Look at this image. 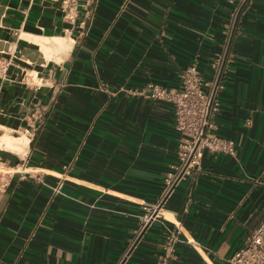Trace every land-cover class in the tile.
I'll return each instance as SVG.
<instances>
[{
	"label": "crops",
	"instance_id": "obj_1",
	"mask_svg": "<svg viewBox=\"0 0 264 264\" xmlns=\"http://www.w3.org/2000/svg\"><path fill=\"white\" fill-rule=\"evenodd\" d=\"M85 9L72 26L60 0H0V138L26 140L0 147V165L25 170L0 200V264H226L264 222V0L242 11L213 120L235 156L204 154L145 228L141 205L161 198L178 135L170 106L127 91L177 89L192 64L209 79L235 4ZM55 40L67 48L47 57ZM57 174L70 181L54 193Z\"/></svg>",
	"mask_w": 264,
	"mask_h": 264
},
{
	"label": "built area",
	"instance_id": "obj_2",
	"mask_svg": "<svg viewBox=\"0 0 264 264\" xmlns=\"http://www.w3.org/2000/svg\"><path fill=\"white\" fill-rule=\"evenodd\" d=\"M250 0H228L229 4H235L231 15L230 24L222 42L221 52L211 64V75L205 80L196 64L186 67L179 76L177 89H166L160 85H148L141 90H128L132 96L162 102L171 107L173 113L174 129L178 135L176 151V164L170 166L163 179V193L161 198L152 205L142 204L145 215L141 218L142 228L158 220L164 211L166 200L172 195L178 185L199 170L204 154L235 156V144L233 141L218 137L215 133L214 117L220 110L219 94L224 87L227 75V66L231 60V49L234 43L237 24L242 11ZM96 0H60V10L63 19L74 26L78 19L79 9H85L89 14L88 6ZM80 26L85 25L83 22ZM9 62L0 64V73H6ZM25 170L21 167H6L0 165V200L10 187L15 175H22ZM58 180L53 189L58 193L63 182L70 180L57 174ZM163 217V216H162ZM177 234L180 230L177 228ZM172 242L178 239L172 236ZM190 245L198 250L202 258L204 253L191 241ZM208 262V261H207ZM206 262V263H207ZM159 264H171L163 259ZM226 264H264V222L250 233L236 253L226 261Z\"/></svg>",
	"mask_w": 264,
	"mask_h": 264
},
{
	"label": "bare ground",
	"instance_id": "obj_3",
	"mask_svg": "<svg viewBox=\"0 0 264 264\" xmlns=\"http://www.w3.org/2000/svg\"><path fill=\"white\" fill-rule=\"evenodd\" d=\"M55 42L56 45L53 46L51 44L50 48L41 45L42 51L47 57H49L52 52H60V50H64L65 48H67L64 40H55ZM25 142L26 140L23 136H20L19 138H14L8 134H4L0 138V147L2 148L4 146L6 149L12 150L13 152H20Z\"/></svg>",
	"mask_w": 264,
	"mask_h": 264
}]
</instances>
